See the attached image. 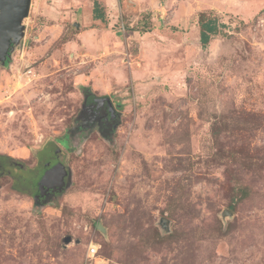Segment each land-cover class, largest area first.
<instances>
[{
	"label": "rangeland",
	"instance_id": "obj_1",
	"mask_svg": "<svg viewBox=\"0 0 264 264\" xmlns=\"http://www.w3.org/2000/svg\"><path fill=\"white\" fill-rule=\"evenodd\" d=\"M202 11L225 25L207 49ZM24 25L0 66V156L32 165L48 143L71 185L42 205L2 177L0 264H85L91 242L120 264L130 247L139 264H264V0H32ZM87 91L121 125L69 143Z\"/></svg>",
	"mask_w": 264,
	"mask_h": 264
},
{
	"label": "flooded vegetation",
	"instance_id": "obj_2",
	"mask_svg": "<svg viewBox=\"0 0 264 264\" xmlns=\"http://www.w3.org/2000/svg\"><path fill=\"white\" fill-rule=\"evenodd\" d=\"M120 108L121 105L110 98L98 97L87 91L74 130L72 129L67 134L69 143L73 142L77 135L84 133L87 136L97 133L104 139L111 140L121 125L122 111ZM37 153V161L28 166L11 157L0 156V181L4 175L9 176L11 185L16 191L43 205L57 198L67 189V185L71 181V170L63 159V153L60 149H55L48 143H42ZM61 167L68 172L65 177L66 186L59 188L52 185L40 190L39 183L44 176L56 169L61 170L57 176L63 174L64 171ZM25 185L27 187L23 188L22 186Z\"/></svg>",
	"mask_w": 264,
	"mask_h": 264
},
{
	"label": "water",
	"instance_id": "obj_3",
	"mask_svg": "<svg viewBox=\"0 0 264 264\" xmlns=\"http://www.w3.org/2000/svg\"><path fill=\"white\" fill-rule=\"evenodd\" d=\"M32 0H0V66L4 67L8 61L11 60L14 52L22 47L26 26L24 20L28 18L31 10ZM78 23L75 24L77 28ZM74 130V129H73ZM64 171L63 174H58L60 169L53 170L40 181V190L45 187L56 186L64 188L66 186L65 177L68 172L65 168L61 167ZM62 171V172H63ZM71 185L68 183L67 187ZM36 201V200H35ZM37 203V202H36ZM233 216L230 210L223 211L222 218ZM162 228L167 232L169 231V221L163 219L161 222ZM99 231L104 235L106 229L99 224Z\"/></svg>",
	"mask_w": 264,
	"mask_h": 264
},
{
	"label": "trees",
	"instance_id": "obj_4",
	"mask_svg": "<svg viewBox=\"0 0 264 264\" xmlns=\"http://www.w3.org/2000/svg\"><path fill=\"white\" fill-rule=\"evenodd\" d=\"M92 17L94 20H100L105 22V14L100 7L99 2H94L92 9ZM225 25L219 22V19L213 15L210 11H202L198 14V29H199V41L202 49H207L212 40L222 33V29ZM10 61L5 66H8ZM217 138V135H215ZM232 202L228 205L230 210H235L237 205L244 201L248 196L249 188L247 186L237 187L232 190ZM159 235H157V242H159ZM132 248V249H131ZM130 252H127L120 260L124 261L123 264H139L142 258L139 254L135 253L133 247H130ZM106 257V256H104ZM108 258V257H106ZM110 259V258H108Z\"/></svg>",
	"mask_w": 264,
	"mask_h": 264
},
{
	"label": "built area",
	"instance_id": "obj_5",
	"mask_svg": "<svg viewBox=\"0 0 264 264\" xmlns=\"http://www.w3.org/2000/svg\"><path fill=\"white\" fill-rule=\"evenodd\" d=\"M100 251L101 245L91 242L90 245L87 247L85 264H120L102 256Z\"/></svg>",
	"mask_w": 264,
	"mask_h": 264
}]
</instances>
